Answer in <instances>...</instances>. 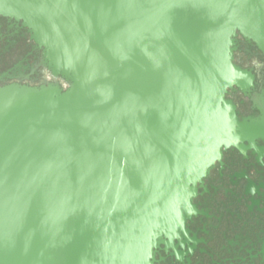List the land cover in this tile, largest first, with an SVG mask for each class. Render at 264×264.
Segmentation results:
<instances>
[{
    "label": "water",
    "instance_id": "95a60500",
    "mask_svg": "<svg viewBox=\"0 0 264 264\" xmlns=\"http://www.w3.org/2000/svg\"><path fill=\"white\" fill-rule=\"evenodd\" d=\"M59 84L0 88V264H155L198 185L254 140L240 34L264 54V0H0Z\"/></svg>",
    "mask_w": 264,
    "mask_h": 264
},
{
    "label": "flooded vegetation",
    "instance_id": "af4514ba",
    "mask_svg": "<svg viewBox=\"0 0 264 264\" xmlns=\"http://www.w3.org/2000/svg\"><path fill=\"white\" fill-rule=\"evenodd\" d=\"M233 63L250 78L247 88L230 89L226 99L240 122L252 124L254 140L223 150L220 161L198 185L196 208L185 226L187 235L167 251L156 250L155 264H264V54L240 34ZM43 50L22 22L0 16V88H39L59 84L42 66Z\"/></svg>",
    "mask_w": 264,
    "mask_h": 264
}]
</instances>
